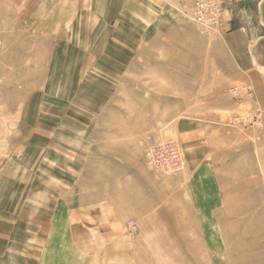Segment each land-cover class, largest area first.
<instances>
[{
	"label": "rangeland",
	"instance_id": "1",
	"mask_svg": "<svg viewBox=\"0 0 264 264\" xmlns=\"http://www.w3.org/2000/svg\"><path fill=\"white\" fill-rule=\"evenodd\" d=\"M179 13L174 35L139 57L141 71L128 72L125 85L110 89L109 104L91 109L101 118L91 119L95 112H86L85 103H46L52 112L77 113L61 121L63 137L76 126L107 128L126 148L124 167L111 163L110 183L93 188L112 199L126 194L125 215L110 209L104 216H80V230L72 226L71 237L64 234L68 256H83L86 264H264V0H186ZM21 31V24L0 23V171L11 180L29 169L38 175L48 162L46 153L27 146L33 120L18 118L39 106L30 103L23 111L6 103L3 61L23 57L12 54L11 44L20 40L6 36ZM165 141L180 145L181 170L150 165L148 147ZM68 146L63 138L50 153L65 164L62 183L0 184V195L10 192L8 204L21 205L17 193L46 188L50 199L43 202L50 206L54 195L70 192ZM78 183L79 189L89 186ZM77 240L83 247L75 248Z\"/></svg>",
	"mask_w": 264,
	"mask_h": 264
},
{
	"label": "crops",
	"instance_id": "2",
	"mask_svg": "<svg viewBox=\"0 0 264 264\" xmlns=\"http://www.w3.org/2000/svg\"><path fill=\"white\" fill-rule=\"evenodd\" d=\"M5 1L0 5L5 10V19L0 23L22 25L20 33H8L6 39L20 40L11 44L17 51L12 54L23 56L10 63L6 55L3 61L6 103L13 109L18 103L22 110L30 103L39 106L32 116L30 112H23L18 118L33 120L34 129L28 135L27 146L32 151L46 153L48 162L39 166L40 174L35 175L28 168V173L19 180L14 176L11 180L8 171H0V184L8 189L12 183L25 186L39 182L62 183L65 164L50 153H56L64 138L69 142L71 154L65 171L73 188L65 195H54L50 206L43 202L50 199V190L46 188L42 193L40 190L17 193L14 201L23 199L21 205L19 202L14 206L8 204L10 192L0 195V200H4L0 202V264H67L63 263L66 261L86 264L83 256L80 259L68 256L70 242L64 237H71L72 226L75 231L80 230L81 224L77 223L80 216H104L110 209L125 215L126 198L123 197L126 194L112 199L105 193L109 189L104 191L105 196H98L93 188L110 183L111 163L122 162L124 167L126 148L123 144L117 145L116 135L107 128L76 126L64 130L63 137L61 121L76 119L78 115L52 112L46 103H85L86 112H95L91 109L109 104L110 89L125 85L128 72L141 71L139 57L151 45L174 35L172 30L183 18L179 10L186 0ZM27 55L36 59L29 62ZM30 90L36 91L37 96L31 95ZM16 91L24 94L17 95ZM104 113L102 110L101 116ZM98 114L91 113V119L101 118ZM188 165L192 167L191 162ZM5 167H10V163ZM79 181L88 182L89 186L76 188L73 184H80ZM64 202L66 207H59ZM154 207L141 215L151 214ZM150 225L145 224L147 228ZM78 246L83 247L79 240L75 248Z\"/></svg>",
	"mask_w": 264,
	"mask_h": 264
},
{
	"label": "built area",
	"instance_id": "3",
	"mask_svg": "<svg viewBox=\"0 0 264 264\" xmlns=\"http://www.w3.org/2000/svg\"><path fill=\"white\" fill-rule=\"evenodd\" d=\"M148 161L156 169L176 172L184 168V155L180 145L175 141L153 143L147 149ZM130 228H134L132 221L128 222Z\"/></svg>",
	"mask_w": 264,
	"mask_h": 264
}]
</instances>
